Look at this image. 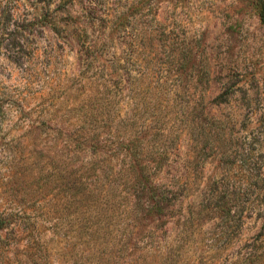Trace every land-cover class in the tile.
Masks as SVG:
<instances>
[{"label":"rangeland","instance_id":"rangeland-1","mask_svg":"<svg viewBox=\"0 0 264 264\" xmlns=\"http://www.w3.org/2000/svg\"><path fill=\"white\" fill-rule=\"evenodd\" d=\"M27 1L51 17L3 71L0 94L22 102L2 122L0 211L37 227L0 231V264H241L254 244L264 264V0ZM126 139L166 153L156 182L181 186L167 225L130 209L104 154ZM214 194L229 237L221 218L185 226Z\"/></svg>","mask_w":264,"mask_h":264},{"label":"trees","instance_id":"trees-1","mask_svg":"<svg viewBox=\"0 0 264 264\" xmlns=\"http://www.w3.org/2000/svg\"><path fill=\"white\" fill-rule=\"evenodd\" d=\"M50 17V9L40 6L38 3H31L27 0H0V90L1 88L4 89L1 86L2 78L4 77L3 71L22 67L24 63L31 61L34 57L38 51L37 36L42 30V26L46 25L45 20ZM120 79L122 82H126L125 76L122 74ZM10 94H0V133L3 130L2 122L6 115V108L9 107L10 103L22 102L19 98L14 102V97L10 96ZM20 109L21 106L16 109V112H19ZM94 132L95 136L89 143L90 147H95L96 144L99 146V144L103 143V140L96 142L99 131L95 130ZM123 142L125 143H121L122 149L120 150H110L104 146V154L117 152V161L114 166L115 174L119 178L118 180L125 185L124 192L126 197L131 199V211L134 207L138 209L141 206L142 212L148 216L150 215L154 222L155 220L163 219L162 223L167 225L171 218L169 212L181 203L180 199L177 198V193L181 186L177 187L178 183L163 186L156 182V175L161 169V166L156 161L158 156L162 157L166 153H160L156 157L137 148L132 144L133 141L131 140L127 141L126 139ZM142 158L147 160L144 162ZM219 202L225 204L223 197L215 196V194L202 201L196 200L195 203H198L196 207H192L188 211L190 218H186V228L194 226L195 222H197V217L193 218L194 214L198 217L206 215L207 220L216 219V210ZM26 208L30 209L29 206ZM229 217L233 218L227 211H224L222 216L218 217L222 219L225 225L222 230V237H229V226L226 224ZM187 222L189 223L187 224ZM36 227L37 223L33 215L28 213L26 209L16 213L0 211V231L19 228L24 232L30 231L28 232V235H30ZM261 253H263L261 245H247L242 256L240 255V263L256 264Z\"/></svg>","mask_w":264,"mask_h":264}]
</instances>
